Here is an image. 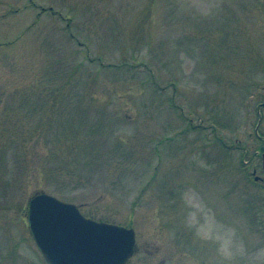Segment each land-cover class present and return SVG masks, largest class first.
I'll list each match as a JSON object with an SVG mask.
<instances>
[{"label":"rangeland","instance_id":"rangeland-1","mask_svg":"<svg viewBox=\"0 0 264 264\" xmlns=\"http://www.w3.org/2000/svg\"><path fill=\"white\" fill-rule=\"evenodd\" d=\"M262 140L264 0H0V264L40 192L127 264H264Z\"/></svg>","mask_w":264,"mask_h":264},{"label":"water","instance_id":"water-1","mask_svg":"<svg viewBox=\"0 0 264 264\" xmlns=\"http://www.w3.org/2000/svg\"><path fill=\"white\" fill-rule=\"evenodd\" d=\"M27 219L48 264H126L135 251L133 228L86 217L47 193L28 199Z\"/></svg>","mask_w":264,"mask_h":264},{"label":"trees","instance_id":"trees-1","mask_svg":"<svg viewBox=\"0 0 264 264\" xmlns=\"http://www.w3.org/2000/svg\"><path fill=\"white\" fill-rule=\"evenodd\" d=\"M260 149H264V143L262 142V145L259 147Z\"/></svg>","mask_w":264,"mask_h":264}]
</instances>
